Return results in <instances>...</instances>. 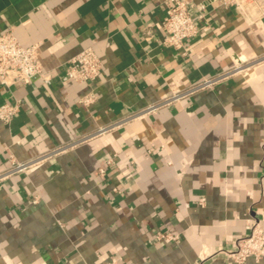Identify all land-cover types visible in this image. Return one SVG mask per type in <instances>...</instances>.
<instances>
[{"label": "crops", "instance_id": "obj_1", "mask_svg": "<svg viewBox=\"0 0 264 264\" xmlns=\"http://www.w3.org/2000/svg\"><path fill=\"white\" fill-rule=\"evenodd\" d=\"M166 1L0 0V35L37 45L52 74L0 85L19 106L0 121V264H234L235 241L264 231V11L183 0L203 10L175 50ZM88 48L98 78L63 82Z\"/></svg>", "mask_w": 264, "mask_h": 264}, {"label": "built area", "instance_id": "obj_2", "mask_svg": "<svg viewBox=\"0 0 264 264\" xmlns=\"http://www.w3.org/2000/svg\"><path fill=\"white\" fill-rule=\"evenodd\" d=\"M220 1L225 5L235 8L241 15L247 16L246 18L259 15L261 11H264L260 0ZM165 6V15L161 25L164 32L163 44L175 50H180L183 48L184 41L192 40L197 36V23L191 16L190 10L195 9L201 15L203 6H195L183 0H167ZM101 67L102 64L95 52L91 48H88L66 62L61 80L63 82L71 81L89 84L98 78ZM243 70L234 68L228 74L203 80L185 93L192 94L199 90L211 88L218 82ZM51 79V72L45 70L40 63L37 45L29 47L21 46L12 30L0 35V85L2 87L10 88L20 83L29 84L33 80L39 81L41 86H48ZM178 98H180V95L174 97L173 100ZM86 102L88 101L86 100ZM153 109L151 108L150 110ZM18 111L19 106L17 104H1L0 121L4 124H9ZM28 165L17 164L11 161L10 174L23 172ZM155 239L168 243L175 241L177 237L159 232L155 235ZM263 256L264 231L258 223H254L249 234L246 237L237 239L233 249L227 252V257L234 264H245L250 258L259 260Z\"/></svg>", "mask_w": 264, "mask_h": 264}]
</instances>
